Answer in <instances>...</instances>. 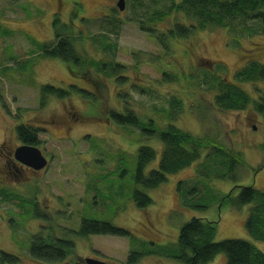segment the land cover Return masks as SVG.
I'll return each mask as SVG.
<instances>
[{
    "label": "rangeland",
    "instance_id": "rangeland-1",
    "mask_svg": "<svg viewBox=\"0 0 264 264\" xmlns=\"http://www.w3.org/2000/svg\"><path fill=\"white\" fill-rule=\"evenodd\" d=\"M171 1L181 0H123L120 11L118 0H0V142L10 137L12 148L14 142L19 146L18 138L9 135L22 125L36 134V147L48 159L46 168L28 174L29 179L27 173H18L17 182L8 184L0 177V251L17 256L19 264H41L28 256L35 234L73 243L72 254L60 264H85L87 258L126 264L138 243L150 244L164 256L143 257L137 264H180L167 255L176 252L179 229L192 218L216 223L215 242L241 239L264 253V243L253 240L245 228L251 205L222 203L241 186L264 192V114L258 107L264 104V79L238 75L251 62L264 66L260 22L236 21L232 30H198L186 39H169L164 48L138 22L157 33L188 25L175 12L162 22H148L154 10L166 12ZM54 18L61 24L72 22L66 35L75 40L73 49L86 62L75 75L61 61L41 55L39 46L54 39ZM102 64L125 68V83L120 86L106 76ZM224 84L241 91L246 100L234 109L218 106L216 97ZM45 85L69 94L42 100ZM71 88L85 90L92 99ZM176 101L179 107H173ZM111 111H130L162 131L172 125L238 152L243 162L233 179L212 177L197 183L196 167L206 151L164 184L144 189L134 181L137 150L147 146L156 153L147 175L157 166L163 146L138 128L109 121ZM227 164L223 157L201 161L216 176ZM197 185L204 189L194 196ZM135 190L151 199L145 210L135 206ZM82 219L107 222L130 235L80 238L75 232ZM225 261L219 254L208 264Z\"/></svg>",
    "mask_w": 264,
    "mask_h": 264
},
{
    "label": "trees",
    "instance_id": "trees-1",
    "mask_svg": "<svg viewBox=\"0 0 264 264\" xmlns=\"http://www.w3.org/2000/svg\"><path fill=\"white\" fill-rule=\"evenodd\" d=\"M172 12L182 15L189 21V24H176L163 33H157L156 29L143 26L145 22H138L140 29L147 32L150 37L154 38L164 48L166 47L165 43L169 39H186L194 36L198 30L214 28H228L232 30V24L236 21L254 23L259 21L261 35H264V0H181L178 3L171 1L166 12L154 10L148 22L150 24L162 22ZM71 16L73 17L75 14L73 13ZM60 24L59 19L54 18V39L47 44L39 46L40 52L42 57L61 61L66 65L69 73L75 75L79 68H84L86 62L75 53L73 49L75 40L71 35H66V32L70 30L69 26H72V22L68 24L69 26ZM103 47H106L105 44H103ZM99 67L96 65L98 72H102L103 70ZM102 67H106L105 75L114 78L116 84L123 85L125 83L122 75L125 68L117 64H102ZM238 75L239 77L252 78L256 76L259 79H264V66L251 62ZM164 76L167 77V74L165 73ZM223 88L225 90L216 97V104L218 106L225 109H234L238 107L240 102L246 100L245 95L241 91L235 90L234 86L224 84ZM71 90L86 100L87 98L92 99L89 93L84 92L85 90L79 88H71ZM68 94V91L55 89L48 85L42 86L40 90L42 100L52 95L57 98H63ZM179 105L180 102L176 101L173 107H179ZM258 107L264 114V104H259ZM107 118L121 127L138 128L142 136L147 135L148 137L156 138L162 144L163 148L157 166L151 169L147 175H145V170L155 159L156 153L152 148L147 146H142L137 150L134 181L144 189L151 190L164 184L168 176L190 167V165L200 160L206 151L208 152L203 156L201 161H206L209 158L213 160L223 157L228 160L227 170L216 176L201 167L200 161L196 167V173L199 176L196 181L197 183L200 180L205 183L206 179L203 178H209V180L212 177L214 179H230L237 165L243 162L238 152L220 148L207 139H199L176 129L172 125H169L165 131L156 129L152 126L151 121L144 124L130 111H126L125 113L111 111ZM146 126L150 129L145 128ZM15 134L20 143L36 146V134L27 130L24 126H17ZM197 186H195L196 189L192 193H195L194 196L200 194L204 189V186ZM133 202L141 210H145L152 203L151 199L144 192L138 190H135L133 193ZM222 203L234 206L235 208L251 205L245 222L246 231L253 240L264 243V192L256 190L251 186H241L238 187V194L235 197L230 195L225 196L222 198ZM193 208L205 209L206 207L193 206ZM35 215L40 217L38 213ZM216 231L215 222L192 218L180 227L177 237V250L175 248L176 252L167 255V258L180 264H208L216 255L223 254L226 259L225 264H264V253L259 251L255 246L241 239H225L215 242ZM92 235L124 238L129 237L130 234L125 229L107 222L82 219L77 232H75V236L87 238ZM132 239L135 240L134 238ZM138 244L129 252L126 264H137L143 257L164 256L163 253H155L153 251L155 247L150 244ZM73 249L74 245L69 240H50L42 235L35 234L31 237L30 244L28 245V256L31 261L41 264H60L72 254ZM19 262L20 259L17 256L0 251V264H19ZM74 264L82 263L75 262Z\"/></svg>",
    "mask_w": 264,
    "mask_h": 264
},
{
    "label": "flooded vegetation",
    "instance_id": "flooded-vegetation-1",
    "mask_svg": "<svg viewBox=\"0 0 264 264\" xmlns=\"http://www.w3.org/2000/svg\"><path fill=\"white\" fill-rule=\"evenodd\" d=\"M12 132L14 133V131H12ZM9 136H16V134L14 133V134L9 135ZM7 141L9 144L7 143ZM11 141H12V139H10V137H9V140L5 139L2 142H0V177H1V182L8 183V184L17 182L18 173L21 177H23V174L27 173L25 177L27 179H29L30 176L37 174L38 172L41 171V170L35 171V170L19 163L14 157V152H15L17 147H19L21 145H26V144H22L19 142L20 145L17 146L18 144L16 142H14L15 144H13L14 147L12 148ZM47 161H48V159H47ZM99 261H101V260H99ZM104 263H106V262H104ZM106 264H109V263H106Z\"/></svg>",
    "mask_w": 264,
    "mask_h": 264
},
{
    "label": "water",
    "instance_id": "water-1",
    "mask_svg": "<svg viewBox=\"0 0 264 264\" xmlns=\"http://www.w3.org/2000/svg\"><path fill=\"white\" fill-rule=\"evenodd\" d=\"M117 8L122 11L124 9L123 0H118L116 3ZM15 159L35 171L44 169L47 165L45 157L41 154L40 150L31 145H21L16 148L14 152ZM85 264H106L96 259L87 258L84 260Z\"/></svg>",
    "mask_w": 264,
    "mask_h": 264
}]
</instances>
